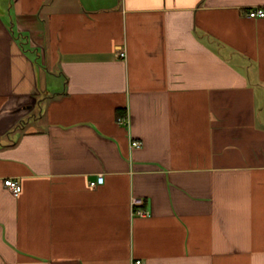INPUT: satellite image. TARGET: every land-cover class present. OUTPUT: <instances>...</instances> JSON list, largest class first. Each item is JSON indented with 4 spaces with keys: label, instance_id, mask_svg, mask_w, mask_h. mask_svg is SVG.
I'll use <instances>...</instances> for the list:
<instances>
[{
    "label": "crops",
    "instance_id": "crops-1",
    "mask_svg": "<svg viewBox=\"0 0 264 264\" xmlns=\"http://www.w3.org/2000/svg\"><path fill=\"white\" fill-rule=\"evenodd\" d=\"M252 8L0 0V264H264Z\"/></svg>",
    "mask_w": 264,
    "mask_h": 264
},
{
    "label": "built area",
    "instance_id": "built-area-1",
    "mask_svg": "<svg viewBox=\"0 0 264 264\" xmlns=\"http://www.w3.org/2000/svg\"><path fill=\"white\" fill-rule=\"evenodd\" d=\"M249 17H264V9L263 8H252L248 12ZM120 57L124 58L125 57V52L120 53ZM131 146L134 147H140V142L139 141H132ZM104 181V176L103 174H98L97 178L94 181H90V186L94 187L98 184H102ZM4 186H6L8 189L11 190L13 195H16L20 192L21 190V185L19 184L18 181L14 178H5L3 180ZM142 203L141 198H132L131 199V206H132V213L139 215V216H144L147 215L148 213L138 206ZM131 264H143L142 259H133Z\"/></svg>",
    "mask_w": 264,
    "mask_h": 264
}]
</instances>
